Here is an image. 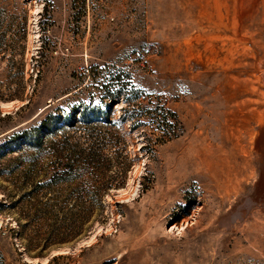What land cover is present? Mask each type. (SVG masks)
<instances>
[{
	"label": "rangeland",
	"instance_id": "obj_1",
	"mask_svg": "<svg viewBox=\"0 0 264 264\" xmlns=\"http://www.w3.org/2000/svg\"><path fill=\"white\" fill-rule=\"evenodd\" d=\"M0 264H264V0H0Z\"/></svg>",
	"mask_w": 264,
	"mask_h": 264
},
{
	"label": "bare ground",
	"instance_id": "obj_2",
	"mask_svg": "<svg viewBox=\"0 0 264 264\" xmlns=\"http://www.w3.org/2000/svg\"><path fill=\"white\" fill-rule=\"evenodd\" d=\"M208 162V161H207ZM207 166V167H209V168H211V163H207V164H205V162H203V166Z\"/></svg>",
	"mask_w": 264,
	"mask_h": 264
}]
</instances>
